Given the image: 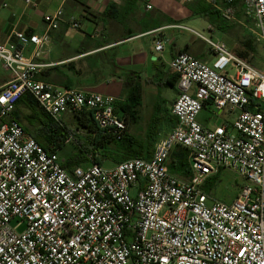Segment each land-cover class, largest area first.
Masks as SVG:
<instances>
[{
	"label": "built area",
	"instance_id": "1",
	"mask_svg": "<svg viewBox=\"0 0 264 264\" xmlns=\"http://www.w3.org/2000/svg\"><path fill=\"white\" fill-rule=\"evenodd\" d=\"M243 3L244 29L261 47L262 65L194 31L213 60L187 52L172 60L175 127L150 159L112 168L65 169L54 147L38 143L15 118L29 94L55 122L92 113L101 129H125L115 97L36 78L42 65L35 59L64 20L62 9L44 17L43 34L16 31V43L0 45L9 78L0 88V264H264V0ZM215 8L225 23L238 22L235 0ZM165 45L159 37L155 50ZM208 106L235 117L207 127L199 116ZM179 147L189 152V179L169 169ZM222 169L245 181L231 203L203 190Z\"/></svg>",
	"mask_w": 264,
	"mask_h": 264
},
{
	"label": "crops",
	"instance_id": "2",
	"mask_svg": "<svg viewBox=\"0 0 264 264\" xmlns=\"http://www.w3.org/2000/svg\"><path fill=\"white\" fill-rule=\"evenodd\" d=\"M223 2L224 0H220V3L218 0H0V45L16 43L13 38L16 31L43 34L46 31L44 17L62 9L64 20L57 30L49 33L48 44L40 50V57L35 59L42 65L36 78L65 88L111 95L121 103H126L132 89L139 88V119L129 130L136 134L132 128L140 126L146 120V133L153 118L158 119L157 142L167 136L176 125L171 112L179 90L177 75L170 67L172 60L181 52L190 53L207 62L213 60L208 44L189 31L191 28L188 24L204 19L208 21L206 29L210 38L224 43L222 37L218 36L221 34L230 46L224 43L229 50L251 53L243 44L246 40L244 37L250 35L244 29L243 0H235L238 22L225 23L230 26L225 28L227 32L220 31L203 15L206 5L217 7ZM147 5H151L152 9L149 10ZM72 22L78 23V28H74ZM172 26H184L188 30L171 28ZM158 30L160 31L151 33ZM159 37L166 40L161 52L155 50V41ZM195 37L205 44L199 43ZM257 46L260 53L261 47ZM35 51L34 47H29L25 53L34 57ZM262 63L263 52L262 56L253 61L257 66ZM1 77L0 88L9 79L8 73ZM27 115H31V112L25 109H22V114L19 113L22 119ZM211 116L204 118L200 115L199 121L207 127H214L215 125L206 124ZM215 116L222 117V122L216 125L231 122L235 117L228 111ZM21 125L26 127V121L22 120Z\"/></svg>",
	"mask_w": 264,
	"mask_h": 264
},
{
	"label": "trees",
	"instance_id": "3",
	"mask_svg": "<svg viewBox=\"0 0 264 264\" xmlns=\"http://www.w3.org/2000/svg\"><path fill=\"white\" fill-rule=\"evenodd\" d=\"M203 12V15L215 24L220 31L227 32L225 28L230 26H227L220 18V14L215 7L206 5ZM244 38L246 39L243 43L244 46L252 54H259L258 46L251 36L247 35ZM250 62L253 63L252 60ZM169 83L172 84L173 82ZM140 100V89L135 87L131 90L126 103H116V113L120 114L119 116L125 123V129L119 132L101 129L92 113H82L71 115L77 123V128L85 131V136H78L67 126L63 119L61 122H55L45 114L36 100L29 94L24 95L18 102L15 118L20 123L22 120L26 121L25 131L44 147L53 146L58 154L68 144H72V151L67 154L63 165L69 171L92 164L103 166L106 161H111L116 165L134 158L147 160L153 154L159 133L158 119L153 118L152 124L147 128L143 136L133 134L129 130L139 119L138 107L141 104ZM22 109L30 111L31 115L24 116L22 119L19 117V113L22 114ZM35 129L36 132L34 131ZM188 155L189 152L186 148L179 147L174 150L169 160L170 172L184 179H189ZM216 177H212L209 180L217 179ZM209 194L211 195V193Z\"/></svg>",
	"mask_w": 264,
	"mask_h": 264
},
{
	"label": "rangeland",
	"instance_id": "4",
	"mask_svg": "<svg viewBox=\"0 0 264 264\" xmlns=\"http://www.w3.org/2000/svg\"><path fill=\"white\" fill-rule=\"evenodd\" d=\"M218 3H220V0H218ZM205 4H207V3H205ZM196 21L199 24L198 23H190V24H188V27L191 28V29H193V30L189 29V31H191L193 33L194 30H195V32L196 31L199 32V34L201 36H203V37L206 36V37L210 38V36L208 34V31L206 29L207 26H208V21H206L204 19H202V20L199 19V20H196ZM218 36H221L222 37V41L227 46H229L228 43L225 41V39L223 38V36L221 34H219ZM198 37H195L196 40L199 43H203V41H202L203 39L201 40ZM203 44H205V43H203ZM205 46L207 47V45H205ZM235 52L237 54L241 55L242 57H244V58H246V59H248L250 61L252 60L254 62H255V59L256 58H259L260 56H262V51L261 50H260V53L258 54V56H257V54L253 55L252 53H248L245 50H238V51H235ZM195 57L197 59H201V58H198L197 56H195ZM259 63H261V62H259ZM5 75H7V73L0 68V84L2 83V80H1L2 77L1 76H5ZM212 112H213V108L211 106H208V107H206V108L203 109V111L201 113V116L204 117V118L206 116L207 117H210L212 115ZM213 114H214V112H213ZM226 119H230V118L229 117H226ZM63 120L66 122L67 126L70 129H72V131L74 133H76L78 136H81V137L85 136V131H83L81 129L79 130L77 128V123H76L74 117H72L71 115L68 114V115H65L63 117ZM221 120H222V117H217L215 115H212L211 118H210V120L208 122H206V124L211 125V126H214L216 124L221 123L222 122ZM145 121L146 120H143V124H141L140 126L133 127L132 128V131L134 133L140 135V136H143L144 133H145L144 130L146 129V126H144V122ZM31 132H32V130H31ZM72 147H73L72 144H68L65 147L64 150H61L59 152V156H60V159H61V162H62L63 165L65 163V159L67 158V154L72 151ZM113 165H114L113 162L106 161L104 163L103 167L110 168V167H113ZM216 178L217 179H211V180L207 181L206 184H205V186H204V188H203V190L206 193H211V197H212L213 200L220 201V202H224V203H231L236 198V196L238 195L241 187L245 184V181L239 175H237L236 173H234L233 171L228 170V169H222L218 173V175H217Z\"/></svg>",
	"mask_w": 264,
	"mask_h": 264
}]
</instances>
